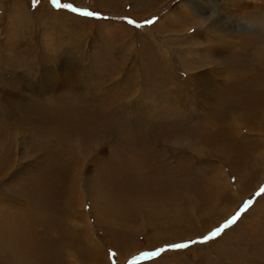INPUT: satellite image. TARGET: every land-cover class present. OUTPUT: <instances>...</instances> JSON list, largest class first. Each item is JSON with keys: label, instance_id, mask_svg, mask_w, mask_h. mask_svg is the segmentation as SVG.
I'll use <instances>...</instances> for the list:
<instances>
[{"label": "rangeland", "instance_id": "1", "mask_svg": "<svg viewBox=\"0 0 264 264\" xmlns=\"http://www.w3.org/2000/svg\"><path fill=\"white\" fill-rule=\"evenodd\" d=\"M60 2L94 16L0 0V264H264V50L255 62L238 55L264 30H236L264 0ZM213 9L232 18L218 34ZM214 45L223 60L205 55ZM202 72L208 98L191 83ZM40 83L55 90L21 88ZM23 106L59 126H32ZM227 120L237 146L223 158L214 147ZM248 200L216 239L147 255L199 241Z\"/></svg>", "mask_w": 264, "mask_h": 264}, {"label": "bare ground", "instance_id": "2", "mask_svg": "<svg viewBox=\"0 0 264 264\" xmlns=\"http://www.w3.org/2000/svg\"><path fill=\"white\" fill-rule=\"evenodd\" d=\"M210 1H212V2H210ZM224 2H231L232 0H223ZM194 2H196L194 5L196 6V7H198V5L200 6V4H199V2H197V0H194ZM193 2V3H194ZM201 2L203 3V5H204V7H208L207 5H212V6H215V8H216V5H215V0H214V2H213V0H201ZM219 2V1H218ZM240 3H245L246 4V2H240ZM224 5H223V7L226 9V5H225V3H223ZM232 4V3H231ZM244 4V5H245ZM239 5V4H238ZM251 5V4H250ZM221 6V5H220ZM241 7V6H240ZM232 8H234V7H232ZM257 8V7H256ZM205 9V8H204ZM235 9V8H234ZM242 9V8H241ZM232 10V9H231ZM215 11H217V10H215V9H213L211 12L213 13V14H215ZM233 11V10H232ZM244 12V11H243ZM175 14V13H174ZM250 14H253V13H249L248 15H249V18L251 19V17L252 16H250ZM217 15H218V17H220L221 18V20L220 19H218L217 17L216 18H212L213 19V21L210 23V27L211 28H209V29H212V31H214V33H216V34H218V33H220L224 28H225V24L224 23H222V20H224V21H229V19H231L232 20V18H229L228 16H226V15H228V13L226 12V11H220V15H219V12L217 11ZM246 15H247V12H246ZM172 18H174L175 17V15H172L171 16ZM212 17V16H211ZM211 17H209L208 19H210ZM231 17V16H230ZM234 21H237V20H234ZM232 22V21H231ZM240 22H238L237 24H239ZM186 24V23H185ZM185 24H183V26H186ZM240 25H241V23H240ZM201 26V25H200ZM199 26V27H200ZM233 26V25H232ZM237 26H239V25H237ZM202 27V26H201ZM200 27V28H201ZM227 29V28H226ZM260 31L261 30H259V31H255V36H258L259 35V33H260ZM198 34H200V33H198ZM215 34V35H216ZM201 35V34H200ZM223 36V35H222ZM214 37V36H213ZM224 37V36H223ZM217 39H219V38H217ZM258 40V39H257ZM257 40H254V39H251L250 38V40H243L242 41V43H243V45H241V47H239V48H241L242 49V52H240V54H238V55H244L245 57H246V59L245 60H249L250 62H255L258 58H260V55H261V53H262V51L264 50V42H262V43H260L261 42V40H259V41H257ZM214 41V40H213ZM217 41V40H216ZM225 42V41H224ZM240 42V41H239ZM214 43V42H213ZM213 45V44H212ZM218 45H219V43H218ZM238 45H240V44H238ZM238 45H236V46H238ZM222 46V45H221ZM207 48V47H206ZM209 48V47H208ZM228 48V47H227ZM223 49V48H222ZM196 50V49H195ZM203 50V49H202ZM201 50V51H202ZM229 50V49H228ZM227 50V51H228ZM232 50V49H231ZM199 51V50H198ZM203 52H205L204 50H203ZM232 52H234V50L232 51ZM227 53V52H226ZM207 54H209V56H210V59H213L214 60V62L216 61V60H218V61H220V60H223L224 58H225V56H227L225 53H224V51H222V50H220V48H218V47H215V45H214V47H212V49H208V50H206V52H205V55H207ZM237 55V56H238ZM254 58V59H253ZM212 61V60H211ZM249 61H248V63H249ZM243 64V63H242ZM250 64V63H249ZM195 65V64H194ZM213 65V64H212ZM248 65V64H247ZM55 67V66H54ZM57 67V66H56ZM240 67V66H239ZM244 67V66H243ZM243 67H242V70H244L243 69ZM245 71V70H244ZM82 72V71H81ZM169 73V72H168ZM215 73V72H214ZM54 74H55V70L54 69H50V70H44V72H43V75H42V77L43 78H45V77H47V76H51V75H53L54 76ZM215 74H217V73H215ZM63 76V75H62ZM72 76V75H71ZM209 75L208 74H206V73H204V72H202L201 74H198V75H196L195 77L196 78H193L194 80H191V83H192V85H193V87H195L196 88V92H197V94H199L201 97H203V98H206L209 94L208 93H211L214 89H216L214 86H211V83H212V78L211 79H209V77H208ZM52 77V76H51ZM248 78V77H247ZM39 79V78H38ZM51 79V78H50ZM16 80V79H15ZM15 80H12L13 82H11L10 83V85L11 84H19V83H24V82H18V81H15ZM52 80V79H51ZM57 81V80H56ZM44 83H46V82H44ZM44 83H40L39 85H37V86H34V87H27V86H23V85H21V88H23V89H27V90H30V92L33 94V95H36L37 94V97H39V98H43L44 96H46V94L47 93H49V91H53V89H54V87L52 86V85H46V84H44ZM53 83V82H52ZM70 83L71 82H68V85H70ZM74 83V82H73ZM258 83V85H259V83L260 82H257ZM262 84V83H261ZM252 85H254L253 83H252ZM18 87V86H17ZM57 87V86H56ZM69 86H66V88H68ZM11 88H13V86H11ZM59 88V87H58ZM17 90L18 89H20V87L19 88H16ZM61 89V88H60ZM59 89V90H60ZM55 90V89H54ZM68 90V89H67ZM236 90H238L237 88H236ZM53 93H55V92H53ZM57 93V92H56ZM59 94H60V92H58ZM73 93V92H72ZM50 96V95H49ZM208 98V97H207ZM5 99V98H4ZM15 99V97L13 98V100ZM21 99V98H20ZM211 99V98H210ZM12 100V99H11ZM12 100V101H13ZM21 100H23L24 102H27L26 100H24V99H21ZM15 103H17V104H19L20 102H19V99L18 98H16L15 100ZM30 102H32V101H29L28 103H30ZM10 104V103H9ZM13 104V103H12ZM238 106V105H237ZM242 108V107H241ZM234 109H236V108H234ZM238 109V108H237ZM233 109L231 108V111H232ZM241 110V109H240ZM233 111H237V110H233ZM238 112V111H237ZM237 112H234L235 114H237ZM22 113H23V116H27V119L28 120H30V121H28L27 120V122L29 123V124H31L32 126H42L43 124H45L46 122H48L49 124H52V126H59L58 124H56L57 123V121L56 120H54L53 118H51V117H49L50 116V114H45L44 112H42V111H34V110H32L29 106H23V108H22ZM233 113V112H232ZM244 113V112H243ZM44 115V116H43ZM52 115V114H51ZM57 115V114H56ZM59 115H63V114H59ZM240 115H242V114H240ZM58 116V115H57ZM227 116H231V114L230 115H228L227 114ZM244 115H242V117H243ZM51 120H49V119ZM61 118V117H60ZM70 118H71V116H70ZM236 118H237V116H236ZM235 118V119H236ZM230 119H231V117H230ZM229 119V120H230ZM234 119V120H235ZM238 119V118H237ZM229 120H227V121H225V124H228V126L227 125H225L226 127H227V129L230 131V135H229V137L226 139V141L224 142V143H222V140H220V141H217V142H215L216 143V146L214 147L215 148V150L217 151H215L216 153H218L219 155H221L223 158H224V156L225 155H228L229 153H230V151H232V150H234V148L237 146V142L235 141V139H233L234 138V136L235 135H233L234 133H232V131H231V129H233V131L235 132V134H236V136H237V124H232V123H230L229 122ZM235 122H238V121H235ZM242 124V123H241ZM233 125L236 127V128H234L233 127ZM51 126V127H52ZM51 127L49 128V129H51ZM62 127V126H61ZM239 127V126H238ZM82 129V128H81ZM80 129V130H81ZM226 129V128H225ZM226 129V130H227ZM52 130H54V128H52ZM57 131V130H56ZM48 134V133H47ZM228 136V135H227ZM76 137V136H75ZM55 139V138H53V136L52 135H50L49 136V138H46L45 139V141H49L48 139ZM60 138V139H59ZM66 138V137H65ZM64 138V136H61V137H58V139H57V146H58V149L55 151V152H57V151H60L61 153H62V155H63V150H64V145H66V139ZM98 139V138H97ZM98 140H100V139H98ZM225 140V139H224ZM223 140V141H224ZM85 141V140H84ZM88 141V140H87ZM42 142V141H41ZM92 142V141H91ZM38 143V142H37ZM47 143V142H46ZM54 143V141H52V142H49L48 143V149H50V148H52V144ZM214 143V144H215ZM69 146V145H68ZM73 147H75V146H73ZM69 148V147H68ZM87 150V149H86ZM85 150V151H86ZM73 151H75L74 149H73ZM78 151V150H77ZM71 152V151H70ZM69 156V155H68ZM67 155H66V157H68ZM75 158V157H74ZM72 159V158H71ZM74 160V159H73ZM72 160V161H73ZM76 160H77V157H76ZM256 160V159H255ZM254 162V161H253ZM9 164H8V166L10 165V164H12L11 162H8ZM46 163V162H45ZM7 165V164H6ZM45 166V165H44ZM77 166V165H76ZM78 168V167H77ZM9 169H7V171H8ZM5 171V170H4ZM3 171V172H4ZM6 171V172H7ZM54 171V175H57V176H59V175H61V176H63V177H66L65 176V172H64V170L62 169V168H57V166H55V170H53ZM5 172V173H6ZM9 172V171H8ZM63 174V175H62ZM4 175V174H3ZM79 175V174H78ZM224 175V174H223ZM5 176V175H4ZM60 176V177H61ZM59 178V177H58ZM55 179V178H54ZM72 184H73V186H74V183L72 182ZM66 186V185H65ZM76 186H77V184H76ZM72 187V186H71ZM66 188V187H65ZM74 188V187H73ZM75 189V188H74ZM76 190H77V188H76ZM75 190V191H76ZM78 190H80V189H78ZM74 191V192H75ZM56 192V191H55ZM67 192V191H66ZM80 192V191H79ZM78 192V193H79ZM91 193V192H90ZM73 194V193H72ZM80 194V193H79ZM76 196V195H75ZM93 199V198H92ZM78 202V201H77ZM79 204V203H78ZM64 207V206H63ZM65 209H66V207H65ZM65 227V226H64ZM64 240V239H63Z\"/></svg>", "mask_w": 264, "mask_h": 264}, {"label": "snow or ice", "instance_id": "3", "mask_svg": "<svg viewBox=\"0 0 264 264\" xmlns=\"http://www.w3.org/2000/svg\"><path fill=\"white\" fill-rule=\"evenodd\" d=\"M52 4L56 8H64L70 12L76 13L78 15L84 16V17H92L94 16V13L92 12H83L80 11L77 8L72 7L71 4H61L60 0H51ZM131 23V21H129ZM150 23V22H149ZM257 196L264 195V188H261L260 191L256 194ZM252 200L246 201L241 208L230 218L228 219L224 224H222L220 227L214 229L211 233L200 239L199 241H191L189 243H179V244H173L169 245L167 248L158 249L156 252L149 253L147 255L149 256H159L162 252L167 250H180L185 249L190 246V244L195 243H207L210 240L216 239L219 237L223 232H225L228 228H230L232 225H234L240 217L243 215L244 212L248 210L249 207L252 205ZM145 257H140V259H144Z\"/></svg>", "mask_w": 264, "mask_h": 264}, {"label": "clouds", "instance_id": "4", "mask_svg": "<svg viewBox=\"0 0 264 264\" xmlns=\"http://www.w3.org/2000/svg\"><path fill=\"white\" fill-rule=\"evenodd\" d=\"M252 12L251 20H246L242 27H237V31L264 30V8L254 9Z\"/></svg>", "mask_w": 264, "mask_h": 264}]
</instances>
